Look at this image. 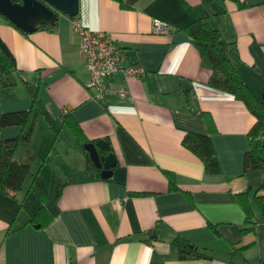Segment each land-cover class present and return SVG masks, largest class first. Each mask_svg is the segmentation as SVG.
Wrapping results in <instances>:
<instances>
[{"label":"crops","instance_id":"0c3cea01","mask_svg":"<svg viewBox=\"0 0 264 264\" xmlns=\"http://www.w3.org/2000/svg\"><path fill=\"white\" fill-rule=\"evenodd\" d=\"M74 19L114 35L125 65L145 75L106 78L113 92L94 99ZM201 19L231 43V61L264 103V0H79L76 18L60 15L55 28L32 34L0 14V74L11 60L17 71L14 86L0 89V109L31 111L36 120L15 154L30 165L23 191L12 198L0 190L2 264H264V211L256 201L264 196V169L245 171L257 118L210 85L206 44L185 31ZM156 21L171 31L156 33ZM20 132L4 128L0 140ZM188 132L211 138L221 174H208L183 144ZM99 140L110 145L100 154L117 159L109 179L85 149ZM37 174L45 199L33 184ZM240 193L248 194L252 224ZM177 237L206 258L183 252Z\"/></svg>","mask_w":264,"mask_h":264},{"label":"trees","instance_id":"16d2710c","mask_svg":"<svg viewBox=\"0 0 264 264\" xmlns=\"http://www.w3.org/2000/svg\"><path fill=\"white\" fill-rule=\"evenodd\" d=\"M13 1L18 2L20 0ZM55 26L46 27L55 28ZM185 31L196 41L206 44V53L213 72L210 85L243 101L256 116L257 122L249 133L251 144L255 142V148L246 154L245 171L264 169V103L259 101L243 82L237 68L231 61L228 55V48L231 43L226 42L221 33L213 28L206 19L197 21L186 28ZM16 72L15 62L13 60L6 62L0 74V89L14 86ZM35 107L36 103L34 104ZM35 122V119L31 120V111L3 113L0 109V131L12 126L21 128L20 135L17 138L0 140V190L12 198H17L18 194L23 191L24 182L30 174V165L18 162L15 154L20 144L30 142L34 133ZM65 122L75 135L88 143L78 124L70 117L66 118ZM183 144L200 158L208 174L222 173L220 162L209 136L188 132L184 137ZM89 163L93 165L91 159H89ZM169 180L172 188L177 189L172 175H169ZM33 184L38 185L43 190L41 196L45 199L43 196L46 195V192L39 174L34 177ZM237 198L246 213L247 223L252 224L255 215L249 204L248 194L240 193ZM256 201L264 211V196L258 197ZM44 212L43 208L39 215ZM39 215L34 217L32 221L36 220ZM210 228L217 232L216 225L210 224ZM175 244L183 252L190 253L194 257L206 258L205 255L198 254L196 249L188 245L182 237H177Z\"/></svg>","mask_w":264,"mask_h":264},{"label":"built area","instance_id":"2783aa9c","mask_svg":"<svg viewBox=\"0 0 264 264\" xmlns=\"http://www.w3.org/2000/svg\"><path fill=\"white\" fill-rule=\"evenodd\" d=\"M73 28L81 37V53L90 74L86 88L96 90L94 99L103 100L106 94L113 92L105 86L106 78L117 73H122L126 78H141L145 75L142 67L125 65L123 50L111 33L92 31L75 19ZM154 29L156 33L168 34L171 31V26L165 22L156 21ZM117 93L123 98H129L127 89H119ZM118 203L120 202L118 201ZM0 264H2L1 257Z\"/></svg>","mask_w":264,"mask_h":264},{"label":"water","instance_id":"95a60500","mask_svg":"<svg viewBox=\"0 0 264 264\" xmlns=\"http://www.w3.org/2000/svg\"><path fill=\"white\" fill-rule=\"evenodd\" d=\"M0 14L24 33L32 34L43 26H55L60 15L75 18L79 14V0H0ZM92 162L101 170V177L109 179L117 165L113 153L101 155L99 149L109 152L104 140L85 145Z\"/></svg>","mask_w":264,"mask_h":264}]
</instances>
